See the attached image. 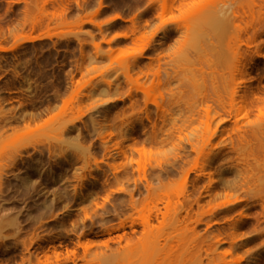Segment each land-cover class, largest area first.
<instances>
[{"label": "rangeland", "instance_id": "374dc122", "mask_svg": "<svg viewBox=\"0 0 264 264\" xmlns=\"http://www.w3.org/2000/svg\"><path fill=\"white\" fill-rule=\"evenodd\" d=\"M249 1L200 0L192 4L189 0L186 3L180 0H0V47L9 49L0 52V120L26 116L27 119L33 117L40 125L47 123L39 132L20 140L15 141L10 131L1 136L0 153L3 157H0V171H8L9 157L15 154V150H22L24 157L34 156L36 159L41 156L45 162L51 160L44 168L55 169L64 164L67 190L75 188L79 192L82 185L86 187L88 184L89 171L95 169V161L109 172L105 162L110 160L104 157V149L100 147L104 139L108 142L110 154L115 156V163L122 167L120 170L124 168L133 178L138 176L137 165H128L130 159L148 165L152 185L165 184L159 191L153 190V194L168 193L172 207L183 193L192 192V233H173V244L159 249L155 242H160L162 236L172 231L166 226H158L146 235L141 245L121 250L125 244L122 242L111 245L110 250H93L105 251V257L111 256V252H119L111 264H163L156 262L154 255L171 249L170 246H175L178 255L175 264H220L218 260L212 262L213 236L221 231L229 234L232 231L222 221L213 222L208 227L212 220H221L224 214L219 210L214 218L209 211L226 200H235L234 197H224L223 183L240 184L244 178L253 194H240L236 209L229 217L233 223L239 213L245 212L250 219L244 230L236 235L241 236V240L224 264H234L239 257L244 259L241 264H256L254 261L260 258L264 264V235L246 244L249 236L256 237L250 232L253 227L256 231L264 229L260 206L264 204V151L258 149L264 146V124L259 122L256 112L239 109L245 104L237 103L235 108L239 111L231 120L238 121L249 144L238 142L236 131L231 132L233 123L216 127L221 116L210 122L209 132L217 129L211 144L201 147L200 137L203 133L209 134L204 126L207 118L219 112L212 102L215 93L223 95L245 79L241 66L248 57L242 62L240 55L254 53V48L244 46L254 34L250 28L246 32L240 31L239 27H244L247 19H236L234 12ZM150 5L154 8H149ZM145 10V16L140 19L143 29H139L134 40L123 38L129 33L128 20ZM262 10L264 12V8ZM206 14L210 15L209 19ZM115 16L126 20L111 22ZM211 16L214 21L218 20L215 21L217 24L210 22ZM263 20L260 25L257 21L249 24L264 28ZM26 38L35 40L28 42ZM255 40L264 42V33ZM150 45L153 48H148ZM261 52L264 53V48ZM150 63L151 72H158L159 79L151 75L148 79L142 75L137 78L147 72ZM251 77L252 88H259L263 97L264 59H255ZM136 84H144L152 90L156 103L167 110L164 126L159 118L163 115L158 114L151 103L147 105L150 123L145 120L144 96L134 92ZM129 92H132L131 97ZM159 94L163 95V100ZM206 105L213 107L209 114L203 111ZM173 122L185 125L184 141L179 150L175 146L178 142L175 137L163 135V142L153 145L152 154L146 158L130 154V143L124 140L130 128H134L131 136L139 145L152 135V124L156 125L154 131L159 133L162 126L163 130L170 129ZM250 123L259 125L250 126ZM70 126L75 128L69 129ZM77 134L79 140H75ZM11 145L17 148L13 149ZM215 147L221 153L220 160L206 163V156L212 154ZM175 155L181 160L170 166ZM158 164L167 170L176 168L178 171L168 178L158 179ZM186 170L192 172L188 183L184 184L181 172ZM82 175L84 180H78L77 177ZM168 180L170 184H167ZM210 181L214 183L212 190L219 197L214 198L212 193L205 192ZM59 184H50L45 191L55 190ZM103 195L99 194L97 203L102 202ZM4 197L8 199L7 194ZM32 199L27 198L16 205L17 209L27 206ZM62 201L57 212L60 213V207L67 204L73 209L71 220L83 218L82 208L88 211L93 208L89 200L81 202L71 193L68 200ZM128 215L129 212L119 219H112L108 225H117ZM153 224L158 225L155 221ZM90 226L86 221L84 230ZM135 230L140 232L142 228L137 226ZM81 231L79 225L77 233ZM38 232L42 235L45 231ZM92 232L96 236L92 234L91 239L96 242L123 233L120 229L108 235L99 225L93 226ZM125 232L129 233L130 229L125 228ZM230 242L229 238L218 251L229 249ZM78 254H82L81 248H78Z\"/></svg>", "mask_w": 264, "mask_h": 264}, {"label": "bare ground", "instance_id": "6f19581e", "mask_svg": "<svg viewBox=\"0 0 264 264\" xmlns=\"http://www.w3.org/2000/svg\"><path fill=\"white\" fill-rule=\"evenodd\" d=\"M187 1L188 0H180L181 3H186ZM189 1L192 2V4H197L200 0ZM149 8L153 9L154 6L150 5ZM263 8L264 0H250L244 6H241L240 10L234 12L236 19H247V21H245V26L239 27L240 31L246 32L249 28L253 30L254 38L245 43L244 46L247 49L254 48L255 51L253 54L244 52L240 55L243 59L242 62L246 60V56L248 57L246 62L242 63L241 66L245 79L242 82L231 86L223 95H219L217 92L215 93L212 102L219 108V112H214V114L209 116L204 123L205 131L209 132L210 122L216 116H221L216 127L228 122L233 123L231 132L236 131V139L240 143L246 142L249 144L250 142L246 140V132L241 130L238 121L231 120L234 118V113L236 111L238 112L239 109H246L249 112H256L259 122L264 124L262 121L264 117V96H261L259 88H252L251 86L253 78L251 77V72L253 70L254 61L256 58L264 59V53L261 52L264 48V42L255 40V37H260V35L264 33V28L258 26L260 25L261 20L264 19ZM145 12L146 10L141 12L135 18L128 20L130 23V27L128 28L129 33L123 35V38L135 39V34L139 29H143L144 27V24L140 25V19L145 16ZM205 16L208 17L210 15L206 14ZM212 18L213 17L211 16V23L218 22V20H215V22ZM117 20L125 21L126 19L115 16L112 18L111 22H116ZM254 21H257V26L249 24V22ZM34 40V38H26V41L28 42ZM149 47L153 48L151 45L148 46V48ZM8 50L9 49L0 47V52ZM151 66L152 63L149 64L147 72L141 73L137 78H140L142 75L148 79V76L151 75L154 78L159 79V73L151 72ZM134 92L136 94L141 93L144 96L145 120L150 123L151 117L149 112H147V105L151 103L155 105L157 113L163 115L159 118L162 119L164 126V115L167 113V110L164 109L162 104L159 105L156 103L155 98L152 96V90L147 89L144 84H136L134 86ZM128 96L131 97L132 92H129ZM159 96L161 100L164 99L163 95L159 94ZM237 103L245 105L242 106V108L240 107L239 109H236L235 107ZM212 110L213 107L211 105H206L203 109L206 114H209ZM190 122L192 121H188L187 123ZM46 125L47 123L40 125L33 117H30L29 119H27L26 116L8 117L0 120V138L2 135L10 131L14 135L15 141L20 140L28 134L39 132ZM249 125H259V123H250ZM32 126H34V128ZM163 126L158 133L154 131L156 125L152 124V135L143 140L139 145L136 141L137 139L131 136L134 128H130V130L125 133L124 138V140L130 143L128 147L130 154L136 153L140 158H146L147 155L152 154L151 147L153 145L163 142V139H161L163 135L171 136L170 138L175 137L178 141L175 146L176 149L179 150L181 148L180 143L184 141L182 135L185 125H177L173 122L171 128L168 130H163ZM74 128V126L69 127V129ZM93 132H95L94 127ZM216 134L217 129L213 132H209L208 135L203 133L202 136H200L201 147L210 145ZM184 135L186 136V134ZM75 140H79V135L76 136ZM100 145V147H103L102 149H104V157L107 156L110 160H108L109 162H105L109 168V172L99 167V162L95 161V169L92 172L89 171V179L87 178L88 184L86 187H83L82 185L79 192H77V189L75 188L72 190L73 192L67 190V169L64 167V164L57 166L55 169L49 167L44 168V165L50 163L51 160L45 162L41 156L36 159L34 156L24 157L22 155V150L18 149V151L15 150V154H12L9 157L10 165L8 168L10 169L6 172L0 171V264H111V262L119 256V252H111V256L105 257V251L93 250L102 248L110 250L111 245H120L122 242L125 244L121 250L132 248L139 244L141 245L144 242L146 235L158 226H166L172 231L171 233L162 236L160 242H155L156 245L160 247L159 249H162L165 245L173 244L175 238L172 235L173 233H192V192H187V194L183 193L184 195L182 198L177 200L172 207L168 193L153 194V190L159 191V188H164L165 184L159 183L158 187L152 185L150 181L152 175L148 172V165L130 159L128 165H132L133 163L137 165L136 172L138 176L137 178H133L130 172L126 171L124 168L120 170L122 167L115 163V156L110 154L111 151L108 147V142L103 139ZM147 145H149V147H147ZM11 147L13 149L17 148L16 145H11ZM258 149L264 151V146L261 145ZM213 150L214 152L212 154L206 156V163H217L220 160L221 153L217 152L219 148L215 147ZM0 157H3L1 153ZM179 160H181V157L175 155L170 166H174ZM52 161L54 162V160ZM101 162L103 163L104 161ZM64 163L69 164V161H65ZM149 166L152 167L151 165ZM157 167L160 169L157 174L158 179L163 177L168 178L173 175L174 172L178 171L176 168L167 170L161 164H158ZM191 172L192 170L181 172L184 176V184L188 183V178ZM77 179L80 181L84 180V175L78 176ZM110 179H112L113 182H110ZM56 182H60V184L55 190L50 192L45 191L46 186L55 184ZM170 183L171 181L168 180L167 184ZM222 186L225 190L224 197H234L235 200H226L222 204L211 209L209 213L211 212V215L214 218L218 215L216 212L219 210H223L224 214L222 215L221 220H212L210 224L207 225L209 227L213 222L220 223V221H222L228 225L230 231H232L230 234L227 231H221L213 236L214 243L212 244L213 250L211 254L212 262L218 260L220 264H224L226 258L234 253L237 242L241 240V236L238 238L236 235L247 226L248 220L250 219V215L241 212L238 214V218L232 223L229 215L236 209L240 194H243L244 196H250L253 194V190L249 187L247 182H245L244 178H242L240 184L229 185L223 183ZM213 188L214 183L210 181L204 190L206 193H212L211 196L214 198L219 197L220 195L217 192H214L212 190ZM238 191L240 193H237ZM70 193L81 202H83V200H89L93 205V208L89 210L90 212L86 208H82L83 218H80L79 220H71L73 209H70L67 204L60 207V213L57 212L58 205L63 202L62 200H68ZM100 193L104 194L102 202L97 203L96 198ZM6 194L8 197L7 200L4 197ZM27 198L33 199L27 204V206L17 209L16 205L21 204ZM199 199L200 198L195 200L196 205H198ZM260 206L263 211L262 214H264V204L261 203ZM215 209L217 210L213 212ZM128 212L130 215L120 220L117 225H108L112 219H119L120 217L125 216ZM255 220L258 224L259 219L256 217ZM86 221H89L91 226L89 229L84 230ZM154 221L157 222V226L153 224ZM79 225L82 226L80 234L77 233ZM96 225H99L104 230V233L108 235L120 229L123 233L116 237L108 238L105 241L96 242L91 239L96 236L92 232V227ZM137 226L142 228L140 232L135 230ZM125 228H129L130 232L126 233ZM41 230H44L45 232L47 231V238L50 240L59 236L62 230H64L69 237L76 236L77 243L73 248L67 249L63 255L61 252H58L56 248H52L51 252L46 251L41 257H38L37 255L32 254L30 250L33 249L34 245H38L39 247L40 242L44 240L45 236L40 235L38 232ZM250 232L251 234L254 233L256 237L253 238L252 236H249L246 244H250L264 235V229L256 231V227H253ZM92 234L93 237L91 236ZM229 238L231 241L230 248L218 251V248L226 243ZM190 241H192V239L189 240V242ZM170 247L171 249L161 250L160 252L155 253L154 256L157 260L156 262L161 261L163 264H175V258H177L178 255L174 250L175 246ZM78 248L82 249L81 255L78 254ZM243 260V258L239 257L233 263L241 264ZM254 262L256 264H263L261 258Z\"/></svg>", "mask_w": 264, "mask_h": 264}, {"label": "flooded vegetation", "instance_id": "af4514ba", "mask_svg": "<svg viewBox=\"0 0 264 264\" xmlns=\"http://www.w3.org/2000/svg\"><path fill=\"white\" fill-rule=\"evenodd\" d=\"M42 235H44L45 238L42 242H40V246L38 247V245H34L33 249L31 250V253L37 255L38 257H41L42 254L46 251L51 252L52 248H56V250L58 252H61V254L63 255L67 249L73 248L77 243L76 236L69 237L64 230H62L59 236L52 240L47 238V231Z\"/></svg>", "mask_w": 264, "mask_h": 264}]
</instances>
